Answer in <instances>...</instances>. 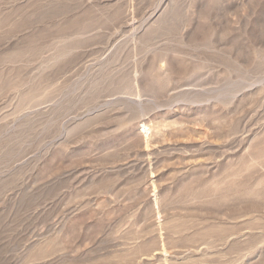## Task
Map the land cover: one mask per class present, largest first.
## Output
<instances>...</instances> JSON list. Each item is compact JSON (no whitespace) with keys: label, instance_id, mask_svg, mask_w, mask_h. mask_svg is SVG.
I'll return each mask as SVG.
<instances>
[{"label":"rangeland","instance_id":"1","mask_svg":"<svg viewBox=\"0 0 264 264\" xmlns=\"http://www.w3.org/2000/svg\"><path fill=\"white\" fill-rule=\"evenodd\" d=\"M0 264H264V0H0Z\"/></svg>","mask_w":264,"mask_h":264},{"label":"bare ground","instance_id":"2","mask_svg":"<svg viewBox=\"0 0 264 264\" xmlns=\"http://www.w3.org/2000/svg\"><path fill=\"white\" fill-rule=\"evenodd\" d=\"M137 96V95H136ZM135 97V96H134ZM139 98V97H138Z\"/></svg>","mask_w":264,"mask_h":264}]
</instances>
